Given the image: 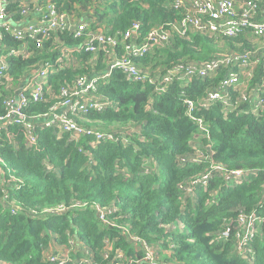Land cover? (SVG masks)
I'll return each instance as SVG.
<instances>
[{"label": "trees", "instance_id": "trees-1", "mask_svg": "<svg viewBox=\"0 0 264 264\" xmlns=\"http://www.w3.org/2000/svg\"><path fill=\"white\" fill-rule=\"evenodd\" d=\"M46 1L38 3L42 5ZM50 1L59 11L73 15L76 25L84 21L88 27L81 38H74L71 32H53L43 39L40 47L29 38L14 39L10 31L1 29V47L18 48L23 41H28V47L23 55L7 58L8 70L0 77V114L7 109L6 102L15 88L27 83L32 68L49 62L55 71L46 77L42 88L44 98L26 107L28 115L46 114L52 105L68 97L61 94L63 88L72 90L77 79L95 75L99 78L98 100L111 104L101 112L74 114L75 120L83 118L87 124H100L92 128L101 130L114 131L116 127L133 130L127 134L126 142H104L96 148L86 138L75 139L66 133L59 134L54 128H39L38 142L31 146L26 145L20 125L2 130L0 264H49L48 257L54 252L52 243L56 248L67 246L71 237H76L87 250L68 251L72 264L83 257L91 264H112L117 251L127 261L140 258L141 252L126 240L127 234L107 223L112 220L127 225L131 233L144 239L158 264H264V222L249 241L252 253L247 259L253 257L251 263L236 255L234 233L227 239L216 237L223 223L234 221L240 209L246 212L257 209L264 217V201L261 202L264 112L255 116L244 112L246 106H242L224 117L222 105L212 104L195 112L207 125L206 135L185 114L183 98L203 101L206 91L216 86L225 69L213 78H197L188 84L174 81L162 94L153 91L148 78L131 81L118 70H113L107 78L102 77L111 58L124 53L122 35L134 22L140 25L136 40L140 42L152 28L171 29L167 23H178L183 9L172 8L171 0ZM18 10L19 0H11L7 6L11 27L12 23L29 22L22 20L24 15ZM97 30L116 38L117 45L105 44L106 53L102 49L85 51L84 37ZM250 38L247 32L227 37L192 32L183 36L174 31L166 43L152 46L143 56L134 58V63L149 77L160 78L177 63L209 60L220 53L252 49L254 43ZM219 39L226 45V51L221 50ZM64 47L75 56L76 65L63 66L68 56L62 51ZM263 67L264 63L257 66L247 90L264 77ZM122 133L125 135L126 131ZM193 137L200 138L202 143L196 144L191 140ZM183 155L204 159L179 165L177 158ZM215 163L227 169H253L256 174L239 185L213 178L205 190L200 189L183 206L178 182L204 172ZM153 167V171H146ZM3 189L7 193L5 200ZM215 189L218 194L211 201V191ZM82 203L111 209L106 213L107 222L89 207L70 210ZM51 210L62 215L46 220L31 216L34 211L43 215ZM104 252L108 253L105 259ZM200 255L203 256L199 259Z\"/></svg>", "mask_w": 264, "mask_h": 264}, {"label": "built area", "instance_id": "built-area-1", "mask_svg": "<svg viewBox=\"0 0 264 264\" xmlns=\"http://www.w3.org/2000/svg\"><path fill=\"white\" fill-rule=\"evenodd\" d=\"M19 0V10L24 16L32 14L37 17L35 21H29L26 25L10 26L7 6L11 0H0V30L10 31L14 39L24 40L29 38L36 47L42 45L43 39L49 37L51 33L71 32L74 38L83 37V32L87 29L88 24L84 21L75 23L73 15L59 11L55 4L47 0L45 4H39L40 0L25 2ZM25 2V3H24ZM260 0H171L170 6L174 9H183V16L178 23H167L171 29H165L164 26L152 28L140 42H137L139 36V23L134 22L132 26L122 35L125 44L123 45L124 53L115 55L109 62L108 70L102 75L103 78L110 76L113 70L121 71L125 77L131 81L139 82L148 78L153 83V91L156 94L164 93L174 81H181L184 84L192 82L197 78H206L217 75L218 71L225 69L224 76L212 89L206 91L203 101H194L188 97L183 98L185 114L189 119L195 122L199 132H205L208 135L207 125L202 117L195 115L196 111L206 110L212 104L220 103L223 107L224 117L240 110L246 106L244 112L260 116L264 112V77L249 90L250 81L253 80L254 71L258 65L264 63V41L252 49L242 51H231L220 53L214 58L202 61H188L186 63H177L166 69L164 75L160 78L149 77L146 73L137 68L134 58L143 56L152 46L161 45L168 41L170 34L174 31L180 35L186 36L187 33L209 34L214 36L232 37L240 33L247 32L251 38L264 40V18L257 20L255 15L260 12ZM32 6V9H31ZM264 15V14H263ZM1 36V34H0ZM2 39V38H1ZM24 42V41H23ZM28 42V41H25ZM117 45V39L111 35H106L97 30V32H88L84 37L83 49L87 52H95L102 49L105 53L108 51L107 46ZM25 48H0V77L6 74L8 70L7 58L9 56L23 55ZM63 53L68 54L69 50L64 47ZM52 64L43 63L40 70L32 71L28 77L27 83L18 85L14 94L7 100V109L0 114V137L2 130L11 125H20L23 129L25 143L27 146L37 144V130L39 128H54L59 134L66 133L72 138H86L87 143L96 148L104 142H117V140L127 141V134L133 128H123V130L107 131L98 128H87L79 124L74 114L89 113L91 111L101 112L111 103L98 100L97 83L99 78L82 77L77 79L76 85L72 90L63 88L61 94L66 97L61 102H56L51 106V111L42 115H28L25 112L26 107L32 101H38L44 98L42 92L44 82L48 73L55 71L50 68ZM264 73V67H263ZM34 74V75H33ZM232 92L235 93L233 96ZM88 94V96H86ZM101 98V96L98 94ZM194 156H180L177 158L178 164L199 163L203 160ZM155 169H147L151 172ZM256 174L253 169H227L219 163L208 165L204 172L190 176L181 180L177 184L182 197V203L185 205L189 199L197 195L200 189H206L213 178H222L233 185L242 184L250 175ZM3 200L7 199V193L3 189ZM218 194V190L211 191V201ZM264 201V195L261 202ZM92 208L95 214L102 221L107 222L106 213L111 209H105L89 203L75 204L70 210L75 208ZM58 211H44L43 215L33 212L31 216L46 220L52 216L62 215ZM264 222V217L257 209L246 212L243 209L238 210L234 221L223 223V228L217 232L216 237L227 239L231 233H234L236 251L242 257H247L251 251L249 241L259 231ZM111 227L120 228L127 234L126 240L141 252L140 258H130L129 261L123 257L121 251H117L112 259V264H143L147 261L149 264H158L153 258L151 246L142 238L130 232L116 220L107 222ZM106 243L108 241H105ZM69 245L55 247L52 243L54 252L48 257L49 264H72L68 251L76 248V251H84L82 245L76 239L71 237L68 240ZM107 245H110L107 243ZM145 245L147 252L145 251ZM65 248V249H64ZM67 248V250H66ZM147 253V254H146ZM108 253H103V258H107ZM88 262V259L81 258L75 264ZM91 264V263H87Z\"/></svg>", "mask_w": 264, "mask_h": 264}, {"label": "crops", "instance_id": "crops-1", "mask_svg": "<svg viewBox=\"0 0 264 264\" xmlns=\"http://www.w3.org/2000/svg\"><path fill=\"white\" fill-rule=\"evenodd\" d=\"M31 1H33V0H26L25 2H31ZM260 1H261L260 2V12L257 14V17H256L257 20H261V19L264 18V15H263L264 14V0H260ZM22 20H24V22L35 21V20H37V17L32 15V14H29V15L24 16ZM12 24H13V26H16V24H14V23H12ZM18 24L20 26H24V23H19L18 22ZM263 41L264 40H262L261 42H263ZM27 47H28V43L26 44L25 41L22 43V45H19V48H27ZM0 48L5 50V48L1 47V43H0ZM65 58H66V61L64 60V65H63L64 67H68L71 64L72 65H76L77 64L75 56H73L71 54H68V56H66ZM42 66H43V63L37 64V66L32 68L33 69L32 71L40 70L42 68ZM94 76L95 75L90 76V77H94ZM98 76H100V75H98Z\"/></svg>", "mask_w": 264, "mask_h": 264}, {"label": "rangeland", "instance_id": "rangeland-1", "mask_svg": "<svg viewBox=\"0 0 264 264\" xmlns=\"http://www.w3.org/2000/svg\"><path fill=\"white\" fill-rule=\"evenodd\" d=\"M236 36H238V35H236ZM236 36H232V37H236ZM249 38V37H248ZM251 40H252V42L254 43V46L252 47V48H256L257 46H259L262 42V39H258V38H250ZM224 40V39H223ZM219 41H221L220 39H219ZM225 41V40H224ZM220 48H221V50H225L226 51V45L224 46V43L221 41L220 42ZM224 52V51H223ZM115 58H117V57H115ZM134 61V60H133ZM145 69H148V68H145ZM148 73H150V72H148ZM124 74V73H123ZM125 75V74H124ZM77 121H78V123L79 124H81V125H83L84 127H87V128H92V126H95V125H97V126H100V124H97V123H89V124H91V125H89V124H87V122H86V120H84L83 118L82 119H77ZM116 130H124L123 128L122 129H120V127H116ZM191 140H193L196 144H198V143H202V140L200 139V138H197V137H193V138H191ZM121 226H123V227H125V228H128V226L127 225H121ZM181 227V226H180ZM234 250H236V243H235V245H234ZM145 251L147 252V249H146V245H145ZM147 254V253H146ZM203 255H200L199 256V259L202 257ZM158 258L159 259H161V257L160 256H158Z\"/></svg>", "mask_w": 264, "mask_h": 264}, {"label": "clouds", "instance_id": "clouds-1", "mask_svg": "<svg viewBox=\"0 0 264 264\" xmlns=\"http://www.w3.org/2000/svg\"><path fill=\"white\" fill-rule=\"evenodd\" d=\"M180 192V191H179ZM182 198V197H181ZM183 206H185L183 203H182ZM181 226V227H180ZM179 229L182 230L183 229V224L180 223L179 224ZM234 245H235V242H234ZM249 247H250V250H251V246L249 244ZM236 255L239 256L242 260H248L250 263H251V260H253V257H249V259H247L248 255L252 253V251H250L248 254H247V257H242L240 254H238V252L236 250H234Z\"/></svg>", "mask_w": 264, "mask_h": 264}]
</instances>
